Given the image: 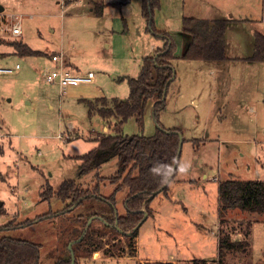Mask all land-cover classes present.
Instances as JSON below:
<instances>
[{"label":"rangeland","instance_id":"obj_1","mask_svg":"<svg viewBox=\"0 0 264 264\" xmlns=\"http://www.w3.org/2000/svg\"><path fill=\"white\" fill-rule=\"evenodd\" d=\"M75 1L79 0H0V53L9 54L0 57V68L21 67L14 74L0 75V227L11 225L5 235L40 243V264L67 257L70 245L69 216L40 220L71 203L42 197L49 192L46 184L56 190L64 181L75 180L77 188L93 191L100 182L104 197L118 187L111 182L118 170L117 157L83 176L79 174L83 161L77 158L96 148L100 135L113 134L117 120L90 114L81 101L85 93L69 94L67 88L61 95L58 85L47 83L49 56L11 55L7 42L23 40L33 50L66 53V60L78 62L83 71L91 66L95 81L78 85L79 89L87 87V94L111 100L128 99L129 80L140 76L145 50L162 44L147 32L143 0H95L96 6L105 5L101 18L91 13L89 7L96 6H89L90 0L78 5ZM159 1L153 17L158 32L182 30L184 17L229 18L227 59L173 61L177 78L169 87L159 122L177 128L185 143L168 193L153 200L152 214L139 229L138 255L131 254L126 239L108 230L98 237L100 249L90 248L77 264H144L171 256L185 260L180 264L206 258L219 264L220 182L264 181V62L252 60L255 33L264 35V0ZM14 16L21 18L20 38L12 36ZM156 127L149 106L144 129L133 117L123 131L126 136H153ZM127 192L117 194L120 214L125 212L122 201ZM71 211V217L109 214L110 205L93 200ZM223 227L249 244L229 254L224 264L264 263V214L233 210Z\"/></svg>","mask_w":264,"mask_h":264},{"label":"trees","instance_id":"obj_2","mask_svg":"<svg viewBox=\"0 0 264 264\" xmlns=\"http://www.w3.org/2000/svg\"><path fill=\"white\" fill-rule=\"evenodd\" d=\"M130 0H127V2ZM104 4L96 8L97 14H102ZM160 7L159 0H143L142 15L147 20L149 30L157 37L165 40V45L154 56L143 59L140 76L129 80L130 96L126 100L108 99L107 97L94 100L83 99L89 113H99L104 119H116L113 134L105 133L95 141L97 147L89 153L77 157L83 161L80 166L81 176L100 169L102 165L113 157L118 159V170L112 178L113 184H119L109 197L101 195L100 182L93 191H83L77 188V181H64L56 190L46 184L48 195L56 196L62 201L71 200L63 211L42 216L41 219L54 217L59 214L69 216L70 240L72 249L68 247V256L59 258L54 264H71L74 252L77 264L83 254L90 253V248L99 250L98 237L108 230L112 235L121 236L128 242V248L133 256L139 252V229L135 227L142 221L147 212L152 214L151 203L160 194H167L171 182L175 179L181 160L180 133L177 129L165 128L159 122V113L166 108V97L169 87L177 78L173 61L175 60L176 44L167 32H158L154 28V9ZM228 19L207 20L194 17H185L182 22V32L185 39V49L181 59L187 61H225L226 57V31ZM20 38V37H19ZM255 53L252 60L264 62V35L255 33ZM0 40V44H1ZM13 48L11 55L20 57L45 56L33 50L23 40H11ZM1 54V53H0ZM9 54L2 53L0 57ZM166 93V96L164 95ZM165 96V97H164ZM151 106L154 118L158 124L153 136L134 135L126 136L123 131L124 124L131 118L136 121L141 129L145 127V113ZM185 143V139H184ZM127 189V196L122 205L125 210L120 214L117 209V194ZM157 195L150 199V197ZM99 200L110 205V213H88L71 217L72 208L85 207L87 203ZM219 264L226 262L227 256L249 246L247 241H239L234 234L227 233L225 218L230 211L242 210L250 213L264 214V181L261 180H234L229 179L219 184ZM69 211V212H68ZM92 219L90 225L88 222ZM81 224L83 228L81 227ZM144 224V223H143ZM142 224V225H143ZM141 225V226H142ZM11 225L0 227V264H40V243L7 236L5 230ZM82 228V229H81ZM81 229V230H80ZM86 230V231H85ZM133 232L132 234H127ZM84 233V235H83ZM249 234V231H248ZM247 237L245 239L248 238ZM82 237V238H81ZM81 238V240H79ZM144 264H180L177 260L155 259L146 260ZM192 264H210L207 260H194Z\"/></svg>","mask_w":264,"mask_h":264},{"label":"built area","instance_id":"obj_3","mask_svg":"<svg viewBox=\"0 0 264 264\" xmlns=\"http://www.w3.org/2000/svg\"><path fill=\"white\" fill-rule=\"evenodd\" d=\"M11 32L13 37L19 38L22 36L21 18L19 16H14ZM51 63L53 66L47 70L45 81L49 84L58 85L61 95L65 94L66 89L71 86L92 84L96 79V74L93 71L76 72L72 69L62 52L52 54ZM20 68V65H17L15 69L0 68V75L14 74Z\"/></svg>","mask_w":264,"mask_h":264},{"label":"crops","instance_id":"obj_4","mask_svg":"<svg viewBox=\"0 0 264 264\" xmlns=\"http://www.w3.org/2000/svg\"><path fill=\"white\" fill-rule=\"evenodd\" d=\"M91 2H89V6H93V5H95L96 6V4H95V0H90ZM82 2H84L83 0H79V1H75L74 2V5H78V4H80V3H82ZM102 4V3H101ZM99 4H97V6H98ZM96 6V8L98 9V7ZM100 6V5H99ZM90 8V11H91V13H96V9L95 8H91V7H89ZM2 10H1V12H3L4 11V9L3 8H1ZM105 12V11H104ZM97 14V13H96ZM104 15V14H103ZM102 14L100 15V18L103 16ZM143 16V15H142ZM225 16H220V17H218V18H204V19H207V20H217V19H228L229 20V18H224ZM144 18V17H143ZM185 18V17H184ZM199 19H203V18H199ZM237 20V19H236ZM238 21H240V20H238ZM145 22H146V25H147V27H146V29H147V32H148V29H149V25H148V22H147V20L145 19ZM168 33V32H167ZM257 33V32H256ZM169 34H170V36H172V38H173V40H174V42L176 43V45H177V53H175V60H178V59H180L181 58V56H182V54H183V52H184V49H185V39H184V35H183V32H182V30H174V31H172V30H170V32H169ZM161 39V38H160ZM160 41V40H159ZM161 42H162V44H160V47H157V46H155V44L152 46L153 48H152V50H150V51H147V50H145V53L143 54V58L142 59H144V58H147V57H151V56H154V54L158 51V50H160V49H162L163 47H164V45H165V40L164 39H162L161 40ZM254 43H255V41H254ZM37 51H40V50H37ZM41 53H43L45 56H49V58H47V59H49V62H51V55L52 54H57L58 52H53V53H51V54H48V53H46V52H44V51H40ZM11 53H13V51H11ZM63 53V52H62ZM64 56H65V60H66V53L64 54ZM28 58H31V59H36V58H38V57H28ZM67 62H68V64H69V66L72 68V69H74L76 72H85V71H83L82 70V68H80V64L78 63V62H71L70 61V57L68 58V60H66ZM198 62V61H197ZM52 64V63H51ZM52 66H53V64H52ZM142 66H143V60H142ZM52 68V67H51ZM91 68V66H87V71H93L92 69H90ZM89 69V70H88ZM47 71V70H46ZM176 75H177V73H176ZM137 78V77H136ZM79 87L80 86H71V87H69V89H68V91H69V94H75V93H80L79 95H83L84 93V95L82 96V97H84L83 99H88V100H91V99H89V98H101V97H99V94H87L86 92H87V87H82L81 89H79ZM88 97V98H87ZM83 99H81V101L83 100ZM194 101V103L195 104H198L199 103V100H193ZM53 106H51V108H52ZM174 129H177V128H174ZM106 130H108L109 131V129L108 128H106ZM178 130V129H177ZM109 133V132H108ZM107 133V134H108ZM207 176V175H206ZM187 209V208H186ZM187 212H188V209H187ZM219 223H220V220H219ZM211 259H214V258H206V259H204V260H207V261H211ZM169 260H177V261H185V260H182V259H179V258H176L175 256H171L170 258H169ZM264 264V263H263Z\"/></svg>","mask_w":264,"mask_h":264},{"label":"water","instance_id":"obj_5","mask_svg":"<svg viewBox=\"0 0 264 264\" xmlns=\"http://www.w3.org/2000/svg\"><path fill=\"white\" fill-rule=\"evenodd\" d=\"M164 95L166 96V93H165ZM165 96H164V97H165ZM154 119H155V118H154ZM155 123H156V126L158 127V124H157L156 120H155ZM177 133H178L179 136H180V149H179V155H180L181 152H182V147H183L184 139H183V136H182L181 133H179V132H177ZM156 195H157V193H154V194L150 197V199L153 198V197H155ZM148 217H149V214L146 212L144 218H143L142 221H141V222L135 227L134 231H137V230L141 227V225L147 220ZM91 222H92V219L88 222V225H90ZM132 233H133V232H129V233H127V234L130 235V234H132ZM81 238H82V237H81ZM81 238H80L79 240H81ZM73 242H74V241H73ZM73 242H71L70 245H69V248H70V249H72ZM75 262H76L75 255H74V252H72V263H71V264H75Z\"/></svg>","mask_w":264,"mask_h":264}]
</instances>
